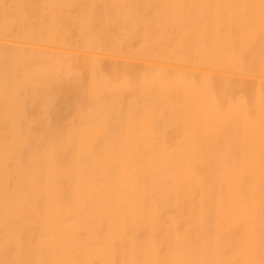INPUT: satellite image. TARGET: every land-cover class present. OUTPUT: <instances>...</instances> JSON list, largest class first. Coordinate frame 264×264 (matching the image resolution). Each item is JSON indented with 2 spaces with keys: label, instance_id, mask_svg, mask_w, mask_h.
<instances>
[{
  "label": "bare ground",
  "instance_id": "6f19581e",
  "mask_svg": "<svg viewBox=\"0 0 264 264\" xmlns=\"http://www.w3.org/2000/svg\"><path fill=\"white\" fill-rule=\"evenodd\" d=\"M0 264H264V0H0Z\"/></svg>",
  "mask_w": 264,
  "mask_h": 264
}]
</instances>
